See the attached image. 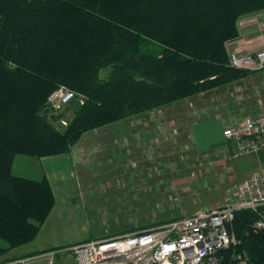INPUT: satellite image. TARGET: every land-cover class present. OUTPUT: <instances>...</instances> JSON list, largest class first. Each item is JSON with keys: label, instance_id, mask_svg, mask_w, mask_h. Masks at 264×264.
<instances>
[{"label": "trees", "instance_id": "trees-1", "mask_svg": "<svg viewBox=\"0 0 264 264\" xmlns=\"http://www.w3.org/2000/svg\"><path fill=\"white\" fill-rule=\"evenodd\" d=\"M263 10L264 0H0V256L33 242L55 205L47 178L13 173L16 155L68 153L87 131L242 80L227 43L240 16ZM61 84L86 97L64 130L41 114ZM260 219L264 207L236 212L240 243L222 264H237L234 252L264 264Z\"/></svg>", "mask_w": 264, "mask_h": 264}, {"label": "rangeland", "instance_id": "rangeland-1", "mask_svg": "<svg viewBox=\"0 0 264 264\" xmlns=\"http://www.w3.org/2000/svg\"><path fill=\"white\" fill-rule=\"evenodd\" d=\"M233 51L239 52L229 49L228 54ZM247 71L248 76L235 83L87 131L84 139L63 153L75 161L72 181L79 192V199L69 195L63 201L82 203L87 222L70 211L57 220L65 238L58 249L79 237L133 233L200 208L224 205L230 188L264 166V150L231 157L233 145L222 132L244 117L264 115V71ZM107 73L105 69L101 74ZM60 86L74 92L73 101L47 114L55 128L64 130L77 101L82 104L86 97L66 84ZM254 156L262 157L261 163L239 172L240 162ZM16 157L19 161L35 156ZM29 244L13 249L9 256L32 255L23 251ZM60 251L54 264H74L69 252ZM9 260L0 256V263Z\"/></svg>", "mask_w": 264, "mask_h": 264}, {"label": "built area", "instance_id": "built-area-1", "mask_svg": "<svg viewBox=\"0 0 264 264\" xmlns=\"http://www.w3.org/2000/svg\"><path fill=\"white\" fill-rule=\"evenodd\" d=\"M229 63L236 69L264 71V48L254 53L230 52ZM75 94L60 86L50 95L52 110H60ZM223 136L233 145L231 157L264 150V115L242 118L226 127ZM264 207V166L254 170L228 190L226 203L215 208H200L194 213L114 237L88 239L64 249H49L14 258L0 264H54L58 253L69 252L74 264H222L224 251L240 243L234 230L239 210L259 211ZM264 229V219L255 224ZM237 264L249 258L234 252Z\"/></svg>", "mask_w": 264, "mask_h": 264}, {"label": "crops", "instance_id": "crops-1", "mask_svg": "<svg viewBox=\"0 0 264 264\" xmlns=\"http://www.w3.org/2000/svg\"><path fill=\"white\" fill-rule=\"evenodd\" d=\"M238 19L237 31H239V36L236 40L227 43V50L234 49L238 50L239 53H254L258 50H261V48L263 49L264 11L254 12L245 16L243 15ZM110 126L112 125H108L107 128ZM87 134L88 133L84 134L83 136L86 137ZM83 136H81L80 138L84 139ZM16 158L17 157L15 156L13 164L11 165L14 174L27 178L31 177V179L34 180L47 178L55 196V205L51 213H49V216L45 220V223H43V225L41 226L39 233L37 234L36 238H34V241L29 244V247H27L28 249H24L25 247H23V251L32 254L33 252L38 253L40 251H46L49 249H58L59 247H61L60 245H64L61 243L65 242V238L60 235V227L55 225L57 220L62 219L64 214L70 211L71 213H76L77 220L83 218L82 220L87 222L84 213H82V203L77 204L72 202V200L79 199V192L77 193L75 191V183L72 181V177H75V161L72 156L66 154H54L53 156L30 158L21 157L22 159H19V161H16ZM261 158L262 157L254 156L250 159H243L240 164L241 166L245 164V166L242 168L240 165H238V171H250V168L261 163ZM23 168H25L26 170H23ZM244 174H242L241 176H243ZM69 195L70 199L71 197H73V199L66 200V202H69L65 203V201L63 200H65L66 196ZM88 239L94 238L88 236L83 238L79 237L77 239L71 240L69 244H67V246L69 247L74 243H78Z\"/></svg>", "mask_w": 264, "mask_h": 264}, {"label": "water", "instance_id": "water-1", "mask_svg": "<svg viewBox=\"0 0 264 264\" xmlns=\"http://www.w3.org/2000/svg\"><path fill=\"white\" fill-rule=\"evenodd\" d=\"M51 107H46L41 114L45 115V113L50 112Z\"/></svg>", "mask_w": 264, "mask_h": 264}]
</instances>
